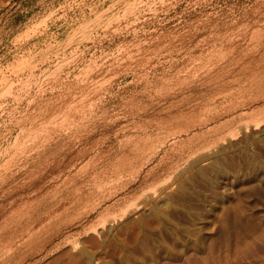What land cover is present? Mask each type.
Segmentation results:
<instances>
[{
	"label": "rangeland",
	"instance_id": "374dc122",
	"mask_svg": "<svg viewBox=\"0 0 264 264\" xmlns=\"http://www.w3.org/2000/svg\"><path fill=\"white\" fill-rule=\"evenodd\" d=\"M263 2L0 0V264H264Z\"/></svg>",
	"mask_w": 264,
	"mask_h": 264
},
{
	"label": "bare ground",
	"instance_id": "6f19581e",
	"mask_svg": "<svg viewBox=\"0 0 264 264\" xmlns=\"http://www.w3.org/2000/svg\"><path fill=\"white\" fill-rule=\"evenodd\" d=\"M261 1H262V0H261ZM263 3H264V2H263ZM262 20H263V19H262ZM254 29H255V28H254ZM257 31H258V30H257ZM258 33H259V32H258ZM255 34L257 35V32H256ZM255 34H254V35H255ZM254 35H253V36H254ZM250 37H252V36L250 35ZM250 39H251V38H250ZM228 43H229V42H228ZM263 47H264V46H263ZM232 49H233V48H232ZM221 50H222V49H221ZM220 53H221V51H220ZM220 53H219V54H220ZM231 53H232V52H231ZM257 124H258V123H257ZM238 129H239V128H238ZM236 130H237V129H236ZM232 134H233V133H231V135H232ZM227 135H230V133L227 134ZM233 137H234V136H233ZM231 138H232V136H231ZM231 138H229V140H230ZM223 141H224V140H223ZM227 141H228V139H227ZM14 142H15V141H13V143H14ZM221 143H222V141H221ZM217 144H218V143H217ZM161 145H162V144H161ZM20 146H21V145H20ZM222 146H223V144H222ZM9 147H11V146H9ZM221 150H222V149H221ZM206 151H207V150H206ZM213 152H214V151H213ZM205 155H206V154H205ZM200 156H201V155H200ZM202 157H204V156H202ZM202 157H201V158H202ZM205 158H206V157H205ZM4 159H5V158H4ZM199 159H200V158H199ZM217 160H218V159H216V161H215V160L213 159L212 162L215 161V165H216V166H219L220 161H219V163H218ZM189 161H190V160H189ZM193 161H194V160H193ZM199 161H200V160H199ZM195 162H196V159H195ZM210 163H211V162H210ZM85 167H86V166H85ZM203 168H204V167H203ZM195 169H196V168H195ZM197 170H198V169H197ZM203 171H204V169H203ZM203 171H202V172H203ZM23 185H24V184H23ZM35 185H37V181H36V180L27 183V186H30V187H31V186H35ZM37 186H38V185H37ZM20 187H21V186H20ZM20 187H19V188H20ZM22 187H23V186H22ZM23 188H24V187H23ZM39 188H41V186H40ZM22 190H23V189H22ZM30 190H31V189H30ZM33 190H34V189H33ZM155 191H156V190H155ZM5 193H6V192H5ZM148 193H149V192H148ZM152 194H154V193H152ZM4 195H5V194H4ZM7 195H8V194H7ZM147 196H148V195H147ZM151 196H152V195H151ZM2 197H3V194H2ZM7 197H8V196H7ZM0 198H1V197H0ZM0 201H1V200H0ZM114 217H115V216H114ZM116 218H117V217H116ZM104 223H105V221L103 222L102 225H104ZM96 229H97V228H96ZM130 229H132V228H130ZM202 259H203V258H202Z\"/></svg>",
	"mask_w": 264,
	"mask_h": 264
}]
</instances>
